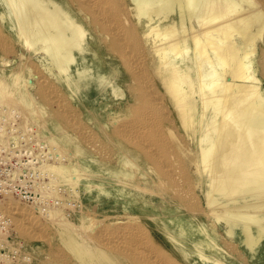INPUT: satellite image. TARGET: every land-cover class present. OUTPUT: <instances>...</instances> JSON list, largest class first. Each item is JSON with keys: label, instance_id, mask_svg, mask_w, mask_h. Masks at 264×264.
Here are the masks:
<instances>
[{"label": "bare ground", "instance_id": "6f19581e", "mask_svg": "<svg viewBox=\"0 0 264 264\" xmlns=\"http://www.w3.org/2000/svg\"><path fill=\"white\" fill-rule=\"evenodd\" d=\"M1 28L37 55L72 97L81 90L80 99L93 102L95 120L96 113H109L116 133L142 151L144 169L163 180L190 182L203 195L205 215L239 240L252 264H264V0H0ZM40 81L48 86L44 77ZM32 89L21 72L11 81L0 76V105L20 107L60 156L43 165L57 177L49 182L58 204L38 208L8 193L0 199V213L10 230L28 233L27 225L34 227L42 216L81 264H165L137 215L105 225L79 211L81 184L88 192L94 184L84 160H72L82 150H66L70 140L58 118L71 112L55 89L41 102L55 106L57 114L38 108ZM177 127L191 147L183 146ZM124 158L123 168L108 171L131 176L126 164L135 163ZM169 158L179 166L176 173L163 166ZM78 211V231H92L98 247L75 236L68 217ZM194 245L204 261L226 264L205 252V246L220 248L213 238ZM5 257V264L22 263V257Z\"/></svg>", "mask_w": 264, "mask_h": 264}, {"label": "rangeland", "instance_id": "374dc122", "mask_svg": "<svg viewBox=\"0 0 264 264\" xmlns=\"http://www.w3.org/2000/svg\"><path fill=\"white\" fill-rule=\"evenodd\" d=\"M9 33L11 32L5 28L0 29V36H2L0 39V76L11 81L12 75L21 72L22 75L34 85L32 91L37 97V100L40 101V105L37 106L38 108L57 114V111L55 112V106L53 108V105L41 102V98L51 91L50 93L55 92L58 94V98H62H60V100L63 101V107H65L66 112L68 113L70 111L72 113H70L68 118H58L62 125L61 127L66 131L70 140L66 150L74 151L77 148L82 150L81 154L72 156V160L74 163L79 162V160H84L88 166L86 172L88 173L89 179L94 184L89 192L88 189H86V183L81 184L85 193L82 194V203L78 207L79 211L81 209L86 211L89 218H94L92 219L93 223L101 222V224L105 223V225H120L128 222V217L130 215H137L139 223L148 231V236L151 239V247L153 246V249L165 255L167 259L165 264H217L215 262L204 261L199 256L197 247L194 245L197 241L207 239L208 237L213 238L220 248L205 246L204 250L206 253L224 260L226 264L253 263L249 255L239 244V240L237 238L233 240L230 239L225 234V228L220 222H217L212 216L205 215L207 207L200 191L193 188V186L189 184L190 182L186 180H179L178 177L172 180L167 178L163 180L162 176L154 173L151 168L144 169L145 164L142 151L132 146L128 139H123L116 133L117 127L111 123L112 116L109 113L105 114L106 112L102 115L96 113L95 117L98 121L97 119L95 120L93 118V102H83L80 99L84 97L81 90L75 91L72 97L69 94L71 92L65 87V84L58 82L43 69L37 55L27 50L22 43L15 39L12 33L11 35H9ZM38 73L42 76L37 75ZM41 77H44L48 86L43 85V82L40 81ZM54 89L57 92L54 91ZM89 92L93 94V90ZM51 100L54 99L51 98L50 102ZM4 107L9 110L17 106L0 105V108ZM18 108L21 109L20 107ZM5 111H0V123L3 117H6L7 120L11 119V116ZM3 121L5 120L3 119ZM6 127L7 124H0V141L3 142H6L8 139ZM80 128H85L88 135L84 136L85 134L81 133ZM177 133L182 137L181 141L183 146L191 147L192 144L190 145L188 137L184 135V131L177 127ZM33 135L35 136L33 145L25 146L20 144L18 149L10 154L18 158L22 157V147L27 148L28 152L30 151L33 156L43 152L46 153L45 160L41 161L39 164H32L29 168L34 171L30 170L27 175L30 177L31 174H34L35 176L38 175L41 177V185H44L46 189L44 194L48 193L45 199H43L44 197H40L44 206H56L58 200L56 197L54 198L53 192H55L57 188L49 181L57 177H55L56 175L53 176L55 174L53 171L44 168L43 165L46 162L49 163L52 159L57 160L60 156L56 155L55 151H53L54 148L45 141L39 129L33 132ZM2 137L6 141H4ZM90 139L97 140L96 142L100 147L98 149L93 148V146L90 145ZM173 143L175 144L174 141ZM55 155L57 156L56 158H54ZM124 157H127L131 162L135 163L132 167L126 164L127 169L132 172L131 176H124L121 173L114 174L108 171V169L118 171L123 168ZM61 160L63 161V159ZM100 165L103 166L102 169ZM163 166L167 169H171L175 173L179 169V166L173 164L170 158L166 159ZM143 169L146 172H143ZM37 171H40V174H38ZM81 171L84 172L85 170L81 169ZM48 173L51 174V177H49ZM45 176H48L51 180L47 181ZM33 186L37 188L38 183L35 182ZM61 186H59L60 190L61 188L64 189V186ZM137 186L139 188H136ZM49 188L51 189L50 191H48ZM8 193H10V191H8ZM0 199L1 201L3 200L2 197H0ZM19 199L23 200V197L20 196ZM51 201H55V204H51ZM25 202L33 204V202ZM45 202L48 203L45 204ZM79 211L75 214L74 212H69L68 217L74 223L73 232L75 236L87 240L92 246L98 247L95 242H92V231H78L76 224L79 223ZM35 212L38 211L35 210ZM43 219L42 216L38 218V224L35 225L36 227L27 225L29 230L28 233H23L18 229L17 231L16 228L10 230V225L5 221V225H7L5 226L6 232L4 235L0 236L6 238V247L10 251H13L14 254H10L9 256H7L6 253L0 254V264H5V261L2 260L5 256V260L13 259L12 261H16V259L19 260L22 257V263L18 261L13 264L80 263L66 247L60 235H58L59 233L58 230L55 229L54 223ZM134 221L131 220V222ZM43 224L44 226H42ZM202 228L205 229V232L202 231ZM170 232L180 237V242H175ZM180 233L183 235H178ZM207 233L210 235H206ZM148 243L146 242L145 244L147 245ZM181 245L184 246V250H186L185 253L181 250ZM120 264H122V262Z\"/></svg>", "mask_w": 264, "mask_h": 264}, {"label": "built area", "instance_id": "2783aa9c", "mask_svg": "<svg viewBox=\"0 0 264 264\" xmlns=\"http://www.w3.org/2000/svg\"><path fill=\"white\" fill-rule=\"evenodd\" d=\"M1 110H6L5 112L11 116V119L7 120L6 117H3L0 123L2 125L7 124L6 130L9 136L6 142L0 141V197L4 198L8 195V191H10L17 199L21 196L23 200L33 202L36 207H38V205L40 207L41 205L44 206L40 197H46L44 195L46 189L44 185H41V177L38 175L35 176L34 174H31L29 177L27 173L30 170L34 171L29 168L32 164H39L41 161L45 160L46 153L43 152L33 156L30 151L28 152L27 148L22 147V157L18 158L10 154L14 150H17L20 144L25 146L33 145L35 142L33 132H36L38 127L31 120H27L18 107L9 110L4 107L0 108V111ZM3 119L5 121H3ZM37 173L40 174V171H37ZM49 177H51V174H49ZM49 177L45 176V179L49 181ZM35 182L38 183L37 188L33 186ZM50 190L49 188L48 191ZM68 200L69 202L71 201L70 198H68ZM2 215L3 214L0 213V235H4L6 232L5 220ZM5 253L7 256L14 254L13 251H10L6 247V238L0 236V254Z\"/></svg>", "mask_w": 264, "mask_h": 264}]
</instances>
